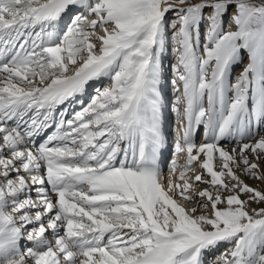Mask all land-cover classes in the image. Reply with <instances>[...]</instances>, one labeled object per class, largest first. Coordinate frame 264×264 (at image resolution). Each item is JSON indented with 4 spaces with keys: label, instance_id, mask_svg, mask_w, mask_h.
I'll return each mask as SVG.
<instances>
[{
    "label": "snow or ice",
    "instance_id": "1",
    "mask_svg": "<svg viewBox=\"0 0 264 264\" xmlns=\"http://www.w3.org/2000/svg\"><path fill=\"white\" fill-rule=\"evenodd\" d=\"M262 130L264 0H0V264H264Z\"/></svg>",
    "mask_w": 264,
    "mask_h": 264
},
{
    "label": "rangeland",
    "instance_id": "2",
    "mask_svg": "<svg viewBox=\"0 0 264 264\" xmlns=\"http://www.w3.org/2000/svg\"><path fill=\"white\" fill-rule=\"evenodd\" d=\"M172 16H173V14L172 13H169L168 18L169 19H172L173 18ZM171 35H172V30L169 29V37H171ZM169 51H170V55L172 56L171 57L172 59L169 62H167V63H166V58H164V61H163L164 68H165L166 71H168V76H167V78L165 80V84H166L165 86H167L168 88H170V94H168V98H167V100H168L167 101V104L168 105L166 104V107H167L166 114H167V116H170V120H168V123L166 125V129L167 130H164V132H166L167 144L171 148L172 143H173V139H174V131H173V129H174L175 125H174V115H173V113L171 111V106H172V101H173V93L171 91L172 90V86H171L170 81H171V78H172L171 65L175 62V60H174V57H173L172 52H171L172 51V44H171V40L170 39H169V44H168V50H167V52L165 54H168ZM242 68H243V65L237 66L234 69L233 77H235L237 75L236 74L237 71H241ZM106 81L107 80H105V82ZM171 117H172V120H171ZM202 139H203V129L201 128L198 131V133H197L196 143L199 144ZM167 149H169V147H167ZM165 156H166V159H168V160L171 159V149H170V154L168 156L166 154ZM163 171H164L165 176H167V174H168V167H167L166 164L163 166ZM247 183L252 184L253 186H255V182L254 181L249 180Z\"/></svg>",
    "mask_w": 264,
    "mask_h": 264
},
{
    "label": "bare ground",
    "instance_id": "3",
    "mask_svg": "<svg viewBox=\"0 0 264 264\" xmlns=\"http://www.w3.org/2000/svg\"><path fill=\"white\" fill-rule=\"evenodd\" d=\"M173 17V16H172ZM168 50V49H167ZM172 52V51H171ZM172 56L170 55V51H169V53L168 54H165V56H164V58H166V63L167 62H169L172 58H171ZM164 58H163V61H164ZM247 62V57L245 56V63ZM164 64V63H163ZM240 69V68H239ZM240 73V71H237V75ZM164 75H165V77L167 78V76H168V71H166L165 70V73H164ZM105 84L107 83V81L105 82V81H103ZM166 85V84H165ZM164 85V96H165V98H166V104H167V98H168V94H170V88H168L167 86H165ZM172 91V90H171ZM172 93H173V91H172ZM168 105V104H167ZM169 107V106H168ZM170 108V107H169ZM166 111H167V107H165V109H164V125H163V130H167L166 129V125H167V123H168V120H170V116H167V114H166ZM171 120H172V117H171ZM165 134H166V132H165ZM261 134H264V130H262L261 131ZM222 143H224V142H222ZM232 145H229V147H231ZM169 147V149H166L165 150V155L167 154V156L170 154V146H168ZM249 181V180H248ZM248 181H246V182H248ZM210 211V210H209ZM219 251H223V246L220 248V249H218L217 250V252H219Z\"/></svg>",
    "mask_w": 264,
    "mask_h": 264
}]
</instances>
